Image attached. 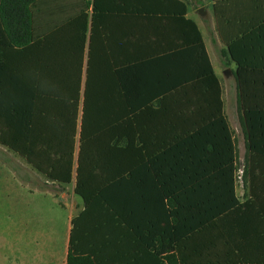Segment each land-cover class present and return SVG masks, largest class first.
Returning <instances> with one entry per match:
<instances>
[{
  "label": "trees",
  "instance_id": "obj_1",
  "mask_svg": "<svg viewBox=\"0 0 264 264\" xmlns=\"http://www.w3.org/2000/svg\"><path fill=\"white\" fill-rule=\"evenodd\" d=\"M16 1L27 34L10 42L21 47L10 59L26 65L19 76L0 51V77L9 80L0 83V144L53 182L75 177L84 208L72 220L65 264H264L246 254L264 245V232L239 243L230 227L264 225V27L247 28L226 50L237 64L246 141L248 195L240 201L221 89L185 2ZM209 1L218 21L222 5L240 3ZM114 13L184 23L177 45L164 51L172 67L156 81L162 98L136 99L130 78L99 81L98 19Z\"/></svg>",
  "mask_w": 264,
  "mask_h": 264
},
{
  "label": "crops",
  "instance_id": "obj_2",
  "mask_svg": "<svg viewBox=\"0 0 264 264\" xmlns=\"http://www.w3.org/2000/svg\"><path fill=\"white\" fill-rule=\"evenodd\" d=\"M37 1L61 2L62 0ZM181 1L185 2L188 8L185 18L196 24L202 36L205 50L221 89L223 114L228 122L224 102L226 103V99H234L238 107V89L235 75L237 64L229 54L227 55V45L232 43L235 37L242 36V32L247 28L264 27V0H240L237 5H222L220 7L222 16L219 21L212 7L213 2L193 0L191 5L189 0ZM0 2V44L2 45L0 51L3 52L6 66L19 68L20 76L26 64L21 59L18 63L17 60L10 59L21 49L10 42H20L27 34L26 20L22 17L23 8L12 6L21 1L2 0ZM200 8H203L205 12L200 14ZM35 10H38V7ZM41 10L42 7L39 6V11ZM38 20L39 18L34 19V22ZM35 26H37L36 23ZM88 28H90V21ZM185 28L184 23L171 18L167 20L154 18L144 21L130 17L125 19L124 16L116 13L102 14L98 19L99 41L96 50L99 53L96 57L99 81L108 85L122 83L130 78L137 85L134 93L136 99L162 98L159 96V86L156 81H160V77L164 78L166 69L170 72L172 67V62L164 58V51L168 53L173 46L177 45L179 40L175 32L181 33ZM89 34L88 30L86 59ZM7 43L13 47L8 46ZM235 51L240 57L239 50ZM5 53H7L6 57ZM57 54L55 62L59 66L64 57L59 52ZM215 64L223 71L222 78L225 80L223 85L215 73ZM127 69L130 71H125ZM6 79V77H0V83L9 82ZM150 82L151 87H147L145 83L150 84ZM0 165H2L0 180L18 177L20 181L19 203L12 205L9 209L13 213L18 211V219L11 217L12 219L5 226L7 231L4 235L7 238L3 248V264H65L72 220L84 208L82 200L74 193L75 177L73 176L70 184L53 182L35 170L24 157L2 144H0ZM7 165L12 167V173L5 171ZM235 191L237 195L236 183ZM262 208L264 209V206ZM230 227L234 228V240L239 243H253L251 239L256 238L258 232H264V225H260L261 230H257V225L250 221H238ZM258 249L255 252L248 251L246 254L264 258V245L259 246Z\"/></svg>",
  "mask_w": 264,
  "mask_h": 264
},
{
  "label": "rangeland",
  "instance_id": "obj_3",
  "mask_svg": "<svg viewBox=\"0 0 264 264\" xmlns=\"http://www.w3.org/2000/svg\"><path fill=\"white\" fill-rule=\"evenodd\" d=\"M191 5L193 0H189ZM210 11V10H209ZM214 65V59L212 60ZM215 73L219 78L221 85L225 82L223 80L222 75L223 71L219 69V67L215 64L214 67ZM227 107V108H226ZM224 110L226 111V116L229 122V125L233 131L235 146H236V164H237V173H236V188H237V196L243 200L247 197V188H245V184L241 179V175L243 169L245 167V158H246V141L244 138V134L242 131L241 121H240V110L236 107V101L234 99L227 100L224 102ZM2 165H0L1 168ZM12 167H6L5 171L10 173L13 172ZM18 177H12L7 180H0V264L4 263V254L3 248L5 244V232L7 231L6 223L10 219H18V211L10 212V208L14 204L19 203V185ZM18 210V208H16ZM17 215V217H15ZM12 217V218H11Z\"/></svg>",
  "mask_w": 264,
  "mask_h": 264
},
{
  "label": "water",
  "instance_id": "obj_4",
  "mask_svg": "<svg viewBox=\"0 0 264 264\" xmlns=\"http://www.w3.org/2000/svg\"><path fill=\"white\" fill-rule=\"evenodd\" d=\"M203 12H205V10L203 8H200L199 13L202 14Z\"/></svg>",
  "mask_w": 264,
  "mask_h": 264
}]
</instances>
